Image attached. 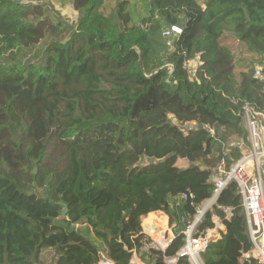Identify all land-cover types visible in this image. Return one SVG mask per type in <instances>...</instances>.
<instances>
[{"label": "trees", "instance_id": "obj_1", "mask_svg": "<svg viewBox=\"0 0 264 264\" xmlns=\"http://www.w3.org/2000/svg\"><path fill=\"white\" fill-rule=\"evenodd\" d=\"M106 1L72 0L78 22L67 41L47 46L43 64L0 65V264H43L46 249L53 264H99L102 249L115 264H129L133 250L164 264L183 235L163 251L143 219L193 215L218 167L229 170L250 145L243 105L264 111V80L254 76L257 66L264 72V0H149L137 22L129 0L111 15ZM171 25L182 28L172 50L162 36ZM59 28L41 3L0 0V59ZM229 34L258 60L241 68ZM187 189L195 197L181 199ZM214 215L226 231L209 243L205 264H249L236 183L200 232L215 226ZM83 220L96 240L77 226Z\"/></svg>", "mask_w": 264, "mask_h": 264}, {"label": "built area", "instance_id": "obj_2", "mask_svg": "<svg viewBox=\"0 0 264 264\" xmlns=\"http://www.w3.org/2000/svg\"><path fill=\"white\" fill-rule=\"evenodd\" d=\"M182 33L178 25H171L162 29V36L168 46L173 49L176 40ZM189 61L184 65L188 66ZM254 76L264 80L262 66H257ZM248 131L249 147L244 150L242 157L236 161L229 170L223 166L218 167L219 175L215 178L212 195L196 206L193 215L182 216L173 223L172 235L169 230H164L162 235L154 236L146 228L143 231L152 239L153 246L165 251L177 234L183 235V246L175 255L165 256L164 264H178L185 258L189 264H205L203 253L211 241L221 237L216 232L217 227L208 228L200 232L198 225L206 213L212 209L218 197L231 183H236L241 194L242 205L246 215L247 229L252 246L243 253L241 262L249 264H264V111L254 105L246 103L240 112ZM191 189H187L180 196L181 199L194 198ZM226 218L232 215L231 207H223ZM221 218L213 216V220ZM172 225V224H171ZM216 225V224H215ZM160 230V227L158 228ZM99 264H115L107 256L102 255ZM129 264H147L136 250L132 251Z\"/></svg>", "mask_w": 264, "mask_h": 264}, {"label": "rangeland", "instance_id": "obj_3", "mask_svg": "<svg viewBox=\"0 0 264 264\" xmlns=\"http://www.w3.org/2000/svg\"><path fill=\"white\" fill-rule=\"evenodd\" d=\"M25 3H41L45 6V15L50 16L55 23H58L60 28L59 31L49 30L41 41L30 47H23L19 49L12 50L8 52L2 59H0V65H11V64H21L26 65L28 63H38L43 64L46 58V48L53 41H67L73 32L71 29L76 26L79 19V12L74 8L72 0H20ZM121 0H107L102 7L103 12L106 15H111L114 11L117 3ZM204 2L205 0H200ZM129 10L134 21H139L141 18L149 14V0H129ZM227 43L237 54V64L242 66L248 65L251 61H257L255 55L247 52L244 44L240 43L233 34H229ZM170 49V48H169ZM172 50V49H171ZM197 65L193 64L192 72H196ZM193 124L186 123L183 125L184 129L192 128ZM145 157L141 160V164L145 163ZM38 193H43V190L34 189ZM144 219H162L159 214H155L153 217H146ZM144 219L142 221V226L144 224ZM85 234L96 240L92 232H90L85 220L77 224ZM146 228L147 222H146ZM149 231V230H148ZM157 232V231H156ZM156 234V233H155ZM154 235V234H152ZM156 236V235H155ZM98 242V241H97ZM100 243V242H98ZM105 250L102 249V254L106 255ZM140 257V256H139ZM141 258V257H140ZM41 260L43 264H53L55 260L54 249H46L41 254Z\"/></svg>", "mask_w": 264, "mask_h": 264}, {"label": "crops", "instance_id": "obj_4", "mask_svg": "<svg viewBox=\"0 0 264 264\" xmlns=\"http://www.w3.org/2000/svg\"><path fill=\"white\" fill-rule=\"evenodd\" d=\"M70 2H71V0H70ZM246 66L243 67V65H242L240 67L246 68ZM191 124H193V126L195 125V123H191ZM177 165L179 167L186 168L189 165V162L186 159L179 158L177 161ZM153 213H155V212H153ZM157 213L159 214V217L162 219H146L149 232L151 234H154V236L155 235L158 236L159 234L162 235L164 230H166V231L169 230V232L172 235V229L171 228H172L173 224L172 225L170 224L169 215L162 212V211H157ZM152 217H153V215H152ZM215 224H216L215 226L217 227L216 232L218 231L220 233V235L222 234V232L226 231L225 224L223 222H221L218 218L215 219ZM159 227H160V230L158 229ZM218 232H217V235H218Z\"/></svg>", "mask_w": 264, "mask_h": 264}, {"label": "water", "instance_id": "obj_5", "mask_svg": "<svg viewBox=\"0 0 264 264\" xmlns=\"http://www.w3.org/2000/svg\"><path fill=\"white\" fill-rule=\"evenodd\" d=\"M67 211H68V208H67V206H66L65 209H64L63 212H62V215L65 216V215L67 214Z\"/></svg>", "mask_w": 264, "mask_h": 264}]
</instances>
